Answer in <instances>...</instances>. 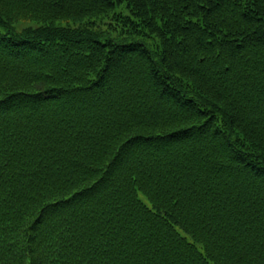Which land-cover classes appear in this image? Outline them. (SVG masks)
Instances as JSON below:
<instances>
[{
    "label": "trees",
    "instance_id": "16d2710c",
    "mask_svg": "<svg viewBox=\"0 0 264 264\" xmlns=\"http://www.w3.org/2000/svg\"><path fill=\"white\" fill-rule=\"evenodd\" d=\"M0 264H264V0H0Z\"/></svg>",
    "mask_w": 264,
    "mask_h": 264
}]
</instances>
